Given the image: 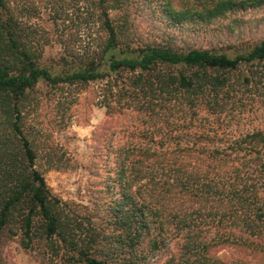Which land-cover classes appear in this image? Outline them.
Masks as SVG:
<instances>
[{
	"label": "trees",
	"instance_id": "1",
	"mask_svg": "<svg viewBox=\"0 0 264 264\" xmlns=\"http://www.w3.org/2000/svg\"><path fill=\"white\" fill-rule=\"evenodd\" d=\"M88 1L97 11L90 43L78 50L73 37L56 35L61 53L45 62L51 39L29 21L31 4L0 0V251L17 238L43 264H151L162 256L163 264H264V127L226 129L207 116L231 112L239 92L264 88V37L180 46L170 33L144 36L140 0ZM148 4L169 26L229 19L236 32L238 18L264 0ZM95 82L106 115L130 110L148 126L114 152L110 200L99 195L82 215L52 193L21 113L38 100L39 84ZM42 144L44 168L60 167L55 147Z\"/></svg>",
	"mask_w": 264,
	"mask_h": 264
},
{
	"label": "rangeland",
	"instance_id": "2",
	"mask_svg": "<svg viewBox=\"0 0 264 264\" xmlns=\"http://www.w3.org/2000/svg\"><path fill=\"white\" fill-rule=\"evenodd\" d=\"M19 3L31 4L33 11L29 21L50 36L51 40L45 44L42 53L45 62L61 53L54 36L73 37L74 47L79 50L90 43L89 34L96 30L97 11L88 0H19ZM136 15L144 36L158 41L162 35L170 33L178 38L180 46H247L264 37V6L249 9L238 18V23L241 19L244 23L236 32L230 30L236 24L229 19L209 28L206 25L202 28L196 26V29L195 25L182 29L169 26L162 20L158 8L149 5L148 0L138 2ZM100 84L91 83L85 88L67 85L51 88L39 84L38 100L21 113L23 133L33 145H38L36 166L43 169L52 193L82 215L97 206L99 195L110 200L112 195L106 191V180L112 177L108 175L112 173L114 152L118 146L131 141L137 128L148 126L130 110L113 117L106 115L97 98ZM234 99L236 103L231 112L218 118L207 114L208 119L218 120V127L226 129L264 127V88L239 92ZM5 130L10 133L9 128ZM97 135L100 136L98 141ZM42 143L55 147L62 159L60 167L44 168ZM95 221L99 224L100 219L95 218ZM0 253L3 264H43L35 251L23 249L17 238L3 246ZM164 259L165 256L155 257L151 264H163Z\"/></svg>",
	"mask_w": 264,
	"mask_h": 264
}]
</instances>
